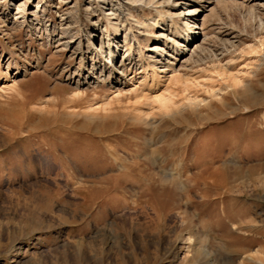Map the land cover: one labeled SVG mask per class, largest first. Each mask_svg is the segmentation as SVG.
Segmentation results:
<instances>
[{
	"label": "rangeland",
	"instance_id": "rangeland-1",
	"mask_svg": "<svg viewBox=\"0 0 264 264\" xmlns=\"http://www.w3.org/2000/svg\"><path fill=\"white\" fill-rule=\"evenodd\" d=\"M21 1L0 0V264H264V7L216 6L189 63L115 87L66 77L57 39L91 0H45L32 28Z\"/></svg>",
	"mask_w": 264,
	"mask_h": 264
},
{
	"label": "bare ground",
	"instance_id": "bare-ground-1",
	"mask_svg": "<svg viewBox=\"0 0 264 264\" xmlns=\"http://www.w3.org/2000/svg\"><path fill=\"white\" fill-rule=\"evenodd\" d=\"M230 1L111 0V4H107L100 0L88 1L85 4L86 10L90 11L92 7H95V11L97 12L96 14L91 13V11L89 12L92 19L97 16L91 24L90 31L87 32L86 35H79L77 37L75 36L76 38L67 39L68 37L66 35L68 34H64V32L67 31L68 28L64 29L63 27L65 31H61L62 33H60L57 39L61 41L60 43L64 47H72L73 57H79V66L75 71L67 72L66 77L70 81H74L76 78V85L90 86L95 81L101 83L107 81L108 84L117 87L124 83V81H122V76L125 77L129 69L134 70L140 66H144V64H146L148 69L152 70L158 68L156 66L160 65V72L172 69L175 61L182 58H185L184 62L187 64L191 61L192 55L203 47V43L199 41L202 37L205 38V34L207 33L204 32L205 26L207 25L205 22L207 21V17H209L208 15H212L216 6L227 5L228 3L237 4L240 5V7L248 6L251 15L254 12V5L264 7V0H244L241 3L234 0V2ZM44 2L45 0H39L38 3L34 5L36 10L26 11L25 1H21V3L17 5V14L20 13V18H23L22 21L31 27L34 24L33 21L40 22L41 18L44 17L41 7L38 5L41 3L40 5L42 6ZM212 5H214V7ZM105 7L108 8L104 9ZM111 8L112 10L110 11ZM145 9H148V13L151 12L152 15H147L144 18L136 16V12H141ZM104 10H108V12L105 13L103 12ZM68 15L70 16L69 13ZM85 16L87 15L85 14ZM200 16L203 17L200 18ZM100 17H103L105 23L104 28L98 31L96 30V24L100 21ZM61 25L65 24L62 23ZM262 25L261 23V26ZM179 27L180 29H178ZM150 29L152 30L151 33L149 32ZM197 29H200V31H197ZM178 30H182L181 33ZM122 32L124 34L123 43L120 44ZM101 33H104V36L101 37ZM74 34L76 33L74 32ZM151 34L154 38L151 40L149 46L147 45L145 47L147 51L144 53L141 49V41L147 40L148 36ZM204 38L203 40H205ZM82 42L85 44L83 45ZM133 42L137 44L139 52L133 47ZM98 45L101 47L103 46V52L104 47L107 50L114 51L113 56L108 59L109 64L107 63V55L103 57L98 54ZM259 45L264 46V40H259L257 46H250V50H256ZM118 46L126 47V53L124 52L123 57L119 56L117 53ZM262 50L264 51L263 47ZM88 62H91L89 66ZM158 102L159 108L164 110L169 109V104L165 99H159ZM201 102L202 101H188L186 106L196 109L201 106ZM250 260L254 261L253 255L251 254H246L242 257L244 263Z\"/></svg>",
	"mask_w": 264,
	"mask_h": 264
},
{
	"label": "built area",
	"instance_id": "built-area-1",
	"mask_svg": "<svg viewBox=\"0 0 264 264\" xmlns=\"http://www.w3.org/2000/svg\"><path fill=\"white\" fill-rule=\"evenodd\" d=\"M100 1H104V2H106L107 4H111V0H100ZM112 10V8L110 9V11ZM98 28H97V24H96V30H97ZM102 36H104V33H101V37ZM98 48H99V50L97 51L98 52V54L99 55H101V56H103V57H105V55H107V63L109 64V61H108V59H110L109 57H111V56H113V50H107V49H105V47H104V52H103V46L101 47V46H99L98 45ZM117 53H118V50H117ZM126 53V52H125ZM121 57H123V54H124V52L123 53H118ZM106 59V58H105Z\"/></svg>",
	"mask_w": 264,
	"mask_h": 264
}]
</instances>
